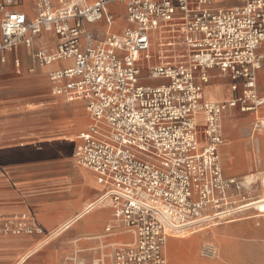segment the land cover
Masks as SVG:
<instances>
[{"label":"built area","instance_id":"2783aa9c","mask_svg":"<svg viewBox=\"0 0 264 264\" xmlns=\"http://www.w3.org/2000/svg\"><path fill=\"white\" fill-rule=\"evenodd\" d=\"M20 1L0 4V63L20 46L34 50L39 66L68 62L49 72L51 92L82 103L90 116L74 160L93 172L112 210L102 243L112 251L97 264L107 257L112 264H172L171 238L252 207L236 206L252 184L225 175L221 119L229 109L253 112L255 129H264L257 89L264 0H34L32 18L16 10ZM112 5L125 9L121 32ZM100 24L102 39L90 28ZM45 33L56 37L55 47L36 48ZM15 64L21 68L20 59ZM212 70L241 93L229 102L206 101ZM1 231L41 228L22 217ZM115 237L123 239L110 241ZM202 255L216 257V246L205 245Z\"/></svg>","mask_w":264,"mask_h":264},{"label":"rangeland","instance_id":"374dc122","mask_svg":"<svg viewBox=\"0 0 264 264\" xmlns=\"http://www.w3.org/2000/svg\"><path fill=\"white\" fill-rule=\"evenodd\" d=\"M1 2L2 0H0ZM20 2L22 9L32 10L31 0H21ZM2 15L0 10V22ZM17 58L21 61V57H18L14 50L8 53L5 63H0V105H5L10 111L13 128L28 131L31 127L44 122L48 108L57 107V104L54 103L55 98L51 95L49 77V85H45L41 79L33 78L39 66L34 61L33 54L30 57L31 64L27 68L21 61V68L18 69L15 64ZM66 65L68 62H60L61 67ZM8 79L10 85L3 87V82H7ZM217 82L226 83L228 91L231 90L232 80L219 70H212L209 85ZM257 89L260 94H264V66L257 71ZM207 91L208 99L215 100L211 96L213 93L211 89H207ZM239 93L241 91L233 93V96H238ZM66 104L75 105L76 109L73 107L74 109L70 113L78 116L84 122L82 118L86 114L84 108L77 103L66 102ZM64 112L68 114L67 110ZM86 122L85 118L84 126ZM221 123L225 141L221 149V161L226 176H237L252 184L250 188L242 190L236 198V201L238 200L236 206L254 202L264 192L262 184L264 180V129H255L257 122L253 112L241 113L238 109L226 111L222 116ZM29 133L36 132L29 131ZM66 162L70 169L77 171L83 168L78 166L73 159L66 160ZM82 170L86 171L84 168ZM49 172L56 173L55 170ZM86 194L91 196V201H93L100 192L87 190ZM109 208L107 205L105 211L110 214L111 209ZM258 214L255 206H252L230 218L212 221L195 234H181L179 237L171 238L168 243V255L172 263L264 264V217L247 219ZM88 223L92 228H99L103 223L104 225L101 232L78 228L49 240L47 239L52 231L58 226L48 229L46 234L43 232L41 234L43 241L24 264H97L101 255H109L112 251L111 247L103 249L102 239L99 237L105 233L106 227L113 224V221L110 217L106 220V215L98 212ZM253 230L256 232L253 233ZM207 244L216 246V257L206 258L202 255V249ZM254 254L262 255V258H253ZM104 264H112L110 257L105 258Z\"/></svg>","mask_w":264,"mask_h":264},{"label":"crops","instance_id":"0c3cea01","mask_svg":"<svg viewBox=\"0 0 264 264\" xmlns=\"http://www.w3.org/2000/svg\"><path fill=\"white\" fill-rule=\"evenodd\" d=\"M33 1L31 0L32 10H24L21 5L16 10L29 15L31 18L34 17ZM75 1L79 2L81 0ZM85 1L87 4L96 2V0ZM110 9L119 15L114 30L115 32H121L127 25L125 9L122 5H112ZM90 28L98 29V37L103 38V24L90 26ZM56 42V37L45 33L37 40L36 48H52L55 47ZM32 52V49L25 46H20L16 50L17 56L21 57L22 64L26 68L31 64ZM54 65L57 66L53 67ZM59 66L60 64L57 63L49 66H38L37 73L33 78L41 79L45 82V85H49L50 81L48 84L47 75ZM6 85L7 87L10 85L9 79L7 82H3V87H6ZM230 85L231 90L228 91L226 83L208 84L204 90L205 100L208 102H221L218 100L233 99L235 97L233 93L235 92L232 91V82ZM207 89H211L213 92L211 96L215 100L208 99ZM51 95L55 98L54 103L57 104V107L48 108L44 122L31 127L28 131L13 128L10 111L5 105H0V264H18L24 256L30 252L33 253L40 246L39 244L43 241L41 234L43 232L46 234L48 229L58 226L50 235L52 236L54 232H57L55 237L78 228L101 232L106 221L99 228H92L88 222L98 212L104 213L106 220L108 217L112 219V210L109 214L104 208L93 212L88 220H74V217L80 214L88 203L92 202V197L86 194V191L100 192L95 199L97 200L102 196L104 189L96 182V176L90 170L94 176L87 171H83V168L76 171L66 165V160H74L75 149L80 142L79 134L86 130L91 123L84 105L75 102L84 108L85 115H87L82 117L84 122L85 118L87 120L85 126L83 120L81 121L78 116L70 113L72 109H76L75 105L66 104L67 101L63 97L54 96L52 92ZM64 110H67L68 114ZM263 110L264 108L258 114L264 119ZM254 115L256 118V114ZM29 131L36 133H29ZM51 170H55L56 173L51 174L49 172ZM229 178L239 177L231 176ZM22 217L35 222L41 228V232L15 235L1 231L7 222H13ZM252 232L255 233L256 231L253 230ZM103 236L104 234L99 237L102 239V243L105 241ZM51 238L54 237L49 239ZM122 239L123 237H115L110 241H121ZM167 256L172 263L168 255V244ZM253 258L260 259L262 255L254 254Z\"/></svg>","mask_w":264,"mask_h":264},{"label":"bare ground","instance_id":"6f19581e","mask_svg":"<svg viewBox=\"0 0 264 264\" xmlns=\"http://www.w3.org/2000/svg\"><path fill=\"white\" fill-rule=\"evenodd\" d=\"M75 1V0H74ZM208 85V84H207ZM206 85V86H207ZM205 86V87H206ZM205 90V88H204ZM232 99L230 100H227V101H222V102H229L231 101ZM222 102H213L211 101V103H222ZM85 169V168H84ZM86 171L90 174H92L89 170L86 169ZM93 175V174H92ZM94 176V175H93ZM95 178V177H94ZM97 182V181H96ZM264 182V181H263ZM264 185V184H263ZM103 203V204H101ZM109 204V201H106L105 198H100V199H97V200H94L90 203L87 204V206H85L86 208L80 212V214H78L76 217H74L76 219H81L80 221L82 220H86L93 212H95L97 209H104L107 207V205ZM250 206H255L256 210L259 212V214L257 216H252V217H249L247 219H251V218H260V217H264V192L262 193V195H260L254 202L250 203L249 205H247L246 207H250ZM73 219V218H72ZM73 221V220H72ZM78 221V222H80ZM77 224V223H76ZM216 226V225H215ZM57 234V232H54L52 234V236L50 237H55ZM49 237V238H50ZM48 238V239H49ZM47 241V240H46ZM32 252H30L29 254H27L26 256L23 257V259L18 263V264H22L25 259L27 257L30 256Z\"/></svg>","mask_w":264,"mask_h":264}]
</instances>
